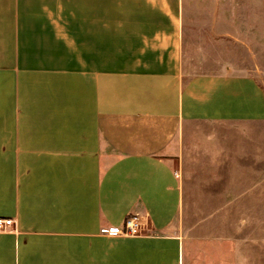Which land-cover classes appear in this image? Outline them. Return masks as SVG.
Masks as SVG:
<instances>
[{"label": "crops", "instance_id": "crops-1", "mask_svg": "<svg viewBox=\"0 0 264 264\" xmlns=\"http://www.w3.org/2000/svg\"><path fill=\"white\" fill-rule=\"evenodd\" d=\"M218 1L260 11L258 20L236 22L231 39L261 43L264 0H214L211 10ZM194 3L0 0V218L14 220L18 233L15 247L0 242V264L211 258L209 244L193 257L199 226L186 206L193 189L184 173L185 128L264 122V88L255 67L204 69V21L193 18ZM215 18L210 28L224 22ZM233 169L239 179L243 170ZM218 170L204 179H227ZM239 180L212 196L232 202L259 186ZM133 215L143 221L140 236L99 234ZM217 250L209 264L225 263L224 246Z\"/></svg>", "mask_w": 264, "mask_h": 264}, {"label": "rangeland", "instance_id": "rangeland-1", "mask_svg": "<svg viewBox=\"0 0 264 264\" xmlns=\"http://www.w3.org/2000/svg\"><path fill=\"white\" fill-rule=\"evenodd\" d=\"M191 2H198L192 9L193 18L204 21V32H201L202 38L199 40L206 45V49L201 50L204 69L210 70L219 63H226L228 66L238 67L240 73H250L255 67L264 88V34L257 30V35L263 37L261 43H256L254 47L238 43L234 45L231 39V36L234 37L232 30L238 28L236 22L258 20L260 11H253L252 15L248 2L239 4V1H218L222 4L216 11L211 10L209 5L214 0H186V3ZM234 3L237 5L232 11L231 4ZM254 8L251 7L252 10ZM212 18L224 19V22L219 20L210 28L206 21ZM210 29L215 32L216 38L223 39L224 42L210 41ZM222 33L225 37H221ZM185 130L184 173L193 189V202L186 206L190 216L192 215V225L199 226V234L193 236V257L201 254L196 251L199 244H209L211 258L204 257V264L219 259L221 252L217 248L221 246H224V264H232L229 263L232 262V257L235 264H264V122L194 123ZM235 165L243 170L239 175L240 180L238 175L234 174ZM217 170L225 172L226 175L222 174L227 176V179H204L211 175L210 172ZM233 180L242 183L257 181L259 186L248 195L232 202L224 201L230 197L212 196L231 191L232 188L226 184ZM247 190L248 188H243L242 194ZM130 217H136L141 223L137 228L138 234L132 236L138 237L141 235L143 221L137 215Z\"/></svg>", "mask_w": 264, "mask_h": 264}, {"label": "built area", "instance_id": "built-area-1", "mask_svg": "<svg viewBox=\"0 0 264 264\" xmlns=\"http://www.w3.org/2000/svg\"><path fill=\"white\" fill-rule=\"evenodd\" d=\"M141 223L136 217H129L125 220L124 224L120 228H100V235H104L110 238L115 237H128L136 236L138 234L137 228ZM137 232V233H136ZM18 233L14 228V220L0 218V242L11 243V247L16 246V237Z\"/></svg>", "mask_w": 264, "mask_h": 264}]
</instances>
